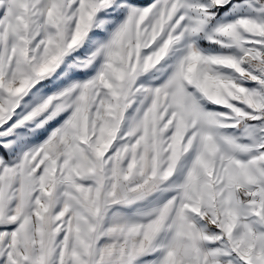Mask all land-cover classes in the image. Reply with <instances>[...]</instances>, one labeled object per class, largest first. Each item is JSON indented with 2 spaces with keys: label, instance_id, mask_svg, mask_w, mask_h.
<instances>
[{
  "label": "snow or ice",
  "instance_id": "snow-or-ice-1",
  "mask_svg": "<svg viewBox=\"0 0 264 264\" xmlns=\"http://www.w3.org/2000/svg\"><path fill=\"white\" fill-rule=\"evenodd\" d=\"M0 264H264V0H0Z\"/></svg>",
  "mask_w": 264,
  "mask_h": 264
}]
</instances>
